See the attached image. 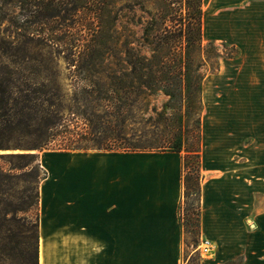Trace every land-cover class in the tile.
I'll return each instance as SVG.
<instances>
[{
  "label": "crops",
  "instance_id": "1",
  "mask_svg": "<svg viewBox=\"0 0 264 264\" xmlns=\"http://www.w3.org/2000/svg\"><path fill=\"white\" fill-rule=\"evenodd\" d=\"M202 37L238 49L219 72L238 64L257 70L249 84L264 83V0H202ZM219 84L205 78L201 87L200 235L211 247L200 264H264V155L249 157V184L247 94ZM42 166L38 264L41 248L45 264H182L181 152L99 150Z\"/></svg>",
  "mask_w": 264,
  "mask_h": 264
},
{
  "label": "trees",
  "instance_id": "2",
  "mask_svg": "<svg viewBox=\"0 0 264 264\" xmlns=\"http://www.w3.org/2000/svg\"><path fill=\"white\" fill-rule=\"evenodd\" d=\"M201 5L202 0H0V21L17 8L5 29L12 37L6 40L11 57L0 66L6 68L3 74L0 70V150L141 151L161 144L182 151L179 138L150 142L125 126L132 102L161 89L173 61L180 78L201 82V91ZM135 7L147 15L142 35L153 52L146 62L137 60L121 23ZM30 42L39 47L35 55L28 52ZM220 56L214 54L216 70ZM64 70L85 81L77 84L73 105L66 104ZM184 151L182 196L196 195L199 203L201 140ZM36 157L33 152L0 153V159L15 160L16 169L32 168ZM188 164L198 172L196 181L186 175ZM31 170L36 175L38 166ZM45 176L43 171L40 180ZM196 216L199 235L200 203ZM178 220L181 228L179 212ZM33 264H38V237Z\"/></svg>",
  "mask_w": 264,
  "mask_h": 264
},
{
  "label": "rangeland",
  "instance_id": "3",
  "mask_svg": "<svg viewBox=\"0 0 264 264\" xmlns=\"http://www.w3.org/2000/svg\"><path fill=\"white\" fill-rule=\"evenodd\" d=\"M202 8V5H201ZM17 8L8 11V15L0 21V50L4 51V58L1 59L0 66L7 62L11 57L12 50L7 44L10 22L8 18L14 15ZM147 15L138 7L122 19V25L125 28V34L130 42L129 47L136 56L137 60L146 62L153 52V46H150L144 40L142 35V26L145 24ZM171 24V22H168ZM36 42H30L27 45L28 52L36 54L39 47ZM203 47L198 58L202 60L199 68L200 79L220 78V84L216 85V91L242 92L247 94L245 102L247 109V143H248V183H254L255 161L251 162L249 157L259 158L264 155V83L249 84L246 77L248 73H257V70L248 72L238 64L233 67H227V72L223 74L220 71V65L224 60L234 58L238 55V49L222 41H212V46L208 41L202 40ZM221 56L218 58V69L216 70L215 53ZM2 53V54H3ZM147 58V59H145ZM139 64V63H138ZM137 64V66H139ZM175 61L171 62V73L165 75L164 86L155 93L146 96L144 99H137L132 102V108L129 111L126 120L125 130L128 133H135L136 138L141 136L150 142H160L162 139L179 138L182 142V156L184 149L189 146H197L201 137V117L204 107V98L200 91L201 82L193 83L184 80L177 74ZM235 67V68H234ZM2 74L6 68H1ZM67 70L63 71L61 82L66 91V104H74V91L77 84H84V79L67 75ZM247 73V74H245ZM223 74V75H222ZM260 74H257V77ZM241 78V83H229L228 77ZM221 77H227L223 79ZM259 78V77H258ZM264 79V78H262ZM227 80V81H226ZM240 80V79H239ZM259 80V79H258ZM201 81V80H200ZM208 83L205 82L204 97L206 99ZM163 89V90H162ZM80 103V102H79ZM243 104V102H241ZM91 151L99 150H59L57 148H44L42 150L8 149L0 150V153L9 152H33L37 154L36 160L31 163L35 169L38 166V173L27 169H16L15 160L0 159V170L8 172L10 178H5L0 174V264H33V252L35 242L39 237V214L38 194L40 177L43 171L46 172L43 164H47L51 157L67 156L72 154L83 155ZM147 152L171 151L168 148L161 147V144H154V147H148ZM101 154V153H98ZM97 155V154H96ZM129 157L131 155H127ZM191 159H189L190 161ZM198 172L188 164L186 175L191 176L194 181L197 179ZM253 177H252V176ZM181 208L179 212L182 227V264H200L201 259L209 251H203L201 242L206 240L197 233V208H199L198 196L187 194L181 198ZM257 199L253 192L248 188V208H255ZM200 233V231H199ZM39 240V238H38ZM230 264H238V261Z\"/></svg>",
  "mask_w": 264,
  "mask_h": 264
},
{
  "label": "built area",
  "instance_id": "4",
  "mask_svg": "<svg viewBox=\"0 0 264 264\" xmlns=\"http://www.w3.org/2000/svg\"><path fill=\"white\" fill-rule=\"evenodd\" d=\"M201 244L203 245V246H202L203 251L206 252V251H209V250H210L211 245H210V243L208 242V240H204V241H202Z\"/></svg>",
  "mask_w": 264,
  "mask_h": 264
},
{
  "label": "bare ground",
  "instance_id": "5",
  "mask_svg": "<svg viewBox=\"0 0 264 264\" xmlns=\"http://www.w3.org/2000/svg\"><path fill=\"white\" fill-rule=\"evenodd\" d=\"M39 262H40V264H45L44 259H43V254H42V248H41V254H40Z\"/></svg>",
  "mask_w": 264,
  "mask_h": 264
}]
</instances>
